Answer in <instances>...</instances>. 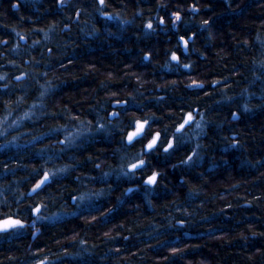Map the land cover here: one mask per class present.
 Masks as SVG:
<instances>
[{
    "label": "clouds",
    "instance_id": "1",
    "mask_svg": "<svg viewBox=\"0 0 264 264\" xmlns=\"http://www.w3.org/2000/svg\"><path fill=\"white\" fill-rule=\"evenodd\" d=\"M0 264H264V0H0Z\"/></svg>",
    "mask_w": 264,
    "mask_h": 264
},
{
    "label": "snow or ice",
    "instance_id": "2",
    "mask_svg": "<svg viewBox=\"0 0 264 264\" xmlns=\"http://www.w3.org/2000/svg\"><path fill=\"white\" fill-rule=\"evenodd\" d=\"M149 179H151V178H149ZM37 211H39V209H37Z\"/></svg>",
    "mask_w": 264,
    "mask_h": 264
},
{
    "label": "trees",
    "instance_id": "3",
    "mask_svg": "<svg viewBox=\"0 0 264 264\" xmlns=\"http://www.w3.org/2000/svg\"><path fill=\"white\" fill-rule=\"evenodd\" d=\"M229 211H231V210H229Z\"/></svg>",
    "mask_w": 264,
    "mask_h": 264
}]
</instances>
